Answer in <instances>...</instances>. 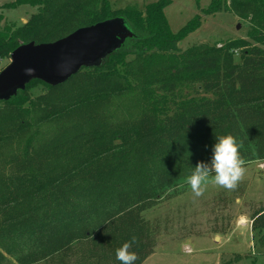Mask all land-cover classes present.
<instances>
[{"label": "trees", "instance_id": "trees-1", "mask_svg": "<svg viewBox=\"0 0 264 264\" xmlns=\"http://www.w3.org/2000/svg\"><path fill=\"white\" fill-rule=\"evenodd\" d=\"M169 2L121 10L110 0L0 6L36 8L20 27L0 29V61L20 44L53 42L111 18H122L132 34L84 75L56 87L33 80L0 102L7 167L0 175V264H68L78 253L94 264H120L115 250L132 237L129 250L142 264L155 243L142 212L198 163L211 173L218 136L236 139L243 163L264 160V49L230 40L181 50L178 42L200 17L172 33L162 13ZM221 11L248 30H264V0H210L202 10ZM37 85L45 92L29 98ZM23 201L29 206L13 211ZM251 230L264 232V207L251 216Z\"/></svg>", "mask_w": 264, "mask_h": 264}, {"label": "rangeland", "instance_id": "rangeland-1", "mask_svg": "<svg viewBox=\"0 0 264 264\" xmlns=\"http://www.w3.org/2000/svg\"><path fill=\"white\" fill-rule=\"evenodd\" d=\"M13 1L0 0V6ZM157 1L110 0V4L113 10L142 9ZM209 2L170 0L162 9L172 33H177L195 16L200 17L199 27L178 42V48L184 50L202 43L219 47L230 40H239L264 49V30H248L246 22L228 12L204 15L202 10ZM35 12L36 8L28 5L0 9V29L18 28ZM240 52V49L234 51V63H239ZM8 62L9 59L0 61V70ZM84 73L82 70L80 74ZM44 92L37 85L27 95L34 98ZM242 167L244 172L234 189L209 183L202 195L195 196L184 179L142 212L155 237L153 253L142 264H264V232L251 230V216L264 207V160L248 161ZM6 174L7 167L0 160V175ZM28 206L23 201L22 206H12V209L17 211ZM10 212L6 216L13 213ZM214 237L219 239L214 241ZM74 251L78 253L76 248ZM78 256L70 258L68 264H94V259L83 260Z\"/></svg>", "mask_w": 264, "mask_h": 264}, {"label": "water", "instance_id": "water-1", "mask_svg": "<svg viewBox=\"0 0 264 264\" xmlns=\"http://www.w3.org/2000/svg\"><path fill=\"white\" fill-rule=\"evenodd\" d=\"M131 36L122 18H111L78 28L53 42L20 44L0 70V102L33 80L56 87L82 69L98 67ZM218 239L214 237V241Z\"/></svg>", "mask_w": 264, "mask_h": 264}, {"label": "clouds", "instance_id": "clouds-1", "mask_svg": "<svg viewBox=\"0 0 264 264\" xmlns=\"http://www.w3.org/2000/svg\"><path fill=\"white\" fill-rule=\"evenodd\" d=\"M239 145L232 135L218 136V142L213 147L211 171L202 164H197L194 171L186 177V184L195 196L205 191L207 184L212 183L225 189H234L241 178L244 168L243 161L238 152ZM136 242L132 237L130 242H124L115 250V258L120 264H135L136 253L130 251V245Z\"/></svg>", "mask_w": 264, "mask_h": 264}]
</instances>
